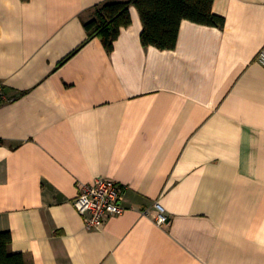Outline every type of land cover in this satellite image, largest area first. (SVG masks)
Segmentation results:
<instances>
[{
	"label": "crops",
	"instance_id": "crops-1",
	"mask_svg": "<svg viewBox=\"0 0 264 264\" xmlns=\"http://www.w3.org/2000/svg\"><path fill=\"white\" fill-rule=\"evenodd\" d=\"M0 0V232L26 264H264V0H215L223 29L183 21L112 52L98 5ZM99 178L124 212L88 230L74 200ZM171 218L156 223L155 203Z\"/></svg>",
	"mask_w": 264,
	"mask_h": 264
},
{
	"label": "trees",
	"instance_id": "trees-1",
	"mask_svg": "<svg viewBox=\"0 0 264 264\" xmlns=\"http://www.w3.org/2000/svg\"><path fill=\"white\" fill-rule=\"evenodd\" d=\"M215 0H130L98 5L95 17L86 24L89 39L99 38L112 52L121 30L131 25L130 7L135 6L143 22L142 43L166 51L177 47L183 21L223 29L226 19L213 11ZM10 231L0 232V264H26L21 253H10Z\"/></svg>",
	"mask_w": 264,
	"mask_h": 264
},
{
	"label": "built area",
	"instance_id": "built-area-1",
	"mask_svg": "<svg viewBox=\"0 0 264 264\" xmlns=\"http://www.w3.org/2000/svg\"><path fill=\"white\" fill-rule=\"evenodd\" d=\"M257 60L264 65V47L258 54ZM4 87L0 83V101L5 100ZM124 189L111 179L99 178L92 184L79 185V192L74 200L77 211L85 219L88 230H100L112 217L122 215L124 212ZM158 225L169 227L171 218L165 208L155 203Z\"/></svg>",
	"mask_w": 264,
	"mask_h": 264
}]
</instances>
